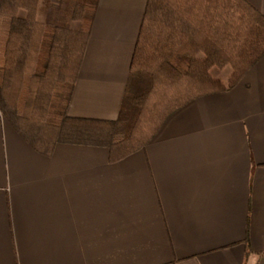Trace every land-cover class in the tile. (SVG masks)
<instances>
[{
	"label": "crops",
	"instance_id": "crops-1",
	"mask_svg": "<svg viewBox=\"0 0 264 264\" xmlns=\"http://www.w3.org/2000/svg\"><path fill=\"white\" fill-rule=\"evenodd\" d=\"M147 2L98 1L70 117L118 118ZM0 264H264V56L116 161L45 154L0 108Z\"/></svg>",
	"mask_w": 264,
	"mask_h": 264
},
{
	"label": "trees",
	"instance_id": "trees-1",
	"mask_svg": "<svg viewBox=\"0 0 264 264\" xmlns=\"http://www.w3.org/2000/svg\"><path fill=\"white\" fill-rule=\"evenodd\" d=\"M98 1L0 0V108L45 154L87 143L119 160L186 103L233 89L264 56V14L247 0H148L118 118L70 117Z\"/></svg>",
	"mask_w": 264,
	"mask_h": 264
},
{
	"label": "rangeland",
	"instance_id": "rangeland-1",
	"mask_svg": "<svg viewBox=\"0 0 264 264\" xmlns=\"http://www.w3.org/2000/svg\"><path fill=\"white\" fill-rule=\"evenodd\" d=\"M212 73L226 80L230 74V69L229 68H225V69L213 68Z\"/></svg>",
	"mask_w": 264,
	"mask_h": 264
}]
</instances>
